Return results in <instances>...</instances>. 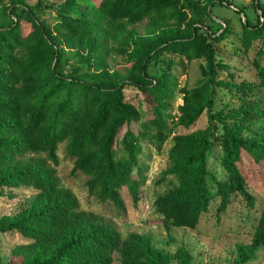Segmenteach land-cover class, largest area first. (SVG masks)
Returning <instances> with one entry per match:
<instances>
[{"label":"trees","instance_id":"16d2710c","mask_svg":"<svg viewBox=\"0 0 264 264\" xmlns=\"http://www.w3.org/2000/svg\"><path fill=\"white\" fill-rule=\"evenodd\" d=\"M256 14L250 24L242 10L238 42L242 52L264 36V8L251 0ZM226 0H62L29 5L7 0V22L0 26V197L11 190L35 193L13 215L0 216V234H17L26 242L10 249L17 264H191L192 256L178 247L170 257L155 248L146 234L122 237L109 222L80 211L74 195L56 177V150L64 144L71 160L70 175L80 173L84 188L98 202H108L121 214L120 189L133 205L145 182L139 161L140 143L159 151L170 138L166 167L156 185L162 193L152 201L164 230H194L212 200L218 217L232 198L249 209L253 197L238 163L244 155L264 162V135L252 128L264 110L246 100L254 88L264 90V69L255 59V81L235 82L228 65L216 61V45L229 27L210 18L213 6ZM209 7V9H208ZM51 11V25L37 13ZM208 20L212 25H206ZM145 21L143 34L129 26ZM176 56L199 64V79L178 87L169 69ZM119 56L124 69H108L107 59ZM164 70L151 75V65ZM226 73V79L218 77ZM126 87L151 100L150 118L124 98ZM237 94L235 108L214 110V89ZM181 103L171 115L175 94ZM206 114V126L186 133ZM217 147L223 180L207 169V156ZM213 187V191L211 188ZM8 192V193H6ZM264 253V204L246 244H236L227 264H247Z\"/></svg>","mask_w":264,"mask_h":264},{"label":"rangeland","instance_id":"374dc122","mask_svg":"<svg viewBox=\"0 0 264 264\" xmlns=\"http://www.w3.org/2000/svg\"><path fill=\"white\" fill-rule=\"evenodd\" d=\"M7 0H0V26L7 20L3 16L2 5ZM62 0H27L29 5L39 2V5L58 4ZM204 4L206 0H198ZM231 6H213L210 11V18L222 25L225 21L229 27V35L216 45V61L228 65L229 72L232 73L235 82L242 79L255 81V67L251 61L255 59L258 67L264 69V36L262 39L254 41L246 52H242L238 42L240 34V24L243 23L242 14L245 15L250 24L255 23L256 14L252 8L251 0H226ZM264 8V0H260ZM242 10V14L235 12V8ZM209 9V7H208ZM39 19L51 25L55 16L51 11L37 13ZM206 25H212L205 20ZM145 21L129 26L137 35L143 34ZM170 58L172 66L168 72L176 77L178 87L185 85L190 88L199 79L198 66L203 61H191L188 64L176 56H161L162 60ZM108 69L121 70L127 67L119 56H111L107 59ZM164 68L162 63L151 65L149 73L158 75ZM218 77L226 79V73L219 72ZM124 98L134 106H137L146 114L144 117L150 118L151 100H144L142 96L133 88L126 87L123 91ZM246 100L264 110V90L254 88L251 93H247ZM237 94L228 92L221 88L214 89V110L235 108L239 105ZM181 103L180 95L175 94L171 107L167 112L171 115L176 113V106ZM206 126V114L203 113L198 121L188 130L175 129L174 134H181ZM252 128H257L264 135V118L255 121ZM168 138L159 151H155L146 142L140 143L141 154L139 161L145 165V182L138 188L139 199L133 205L125 188L120 189V196L124 207V213H117L108 202H98L87 194L84 188L86 177L80 173L70 175L71 160L64 156V144L58 145L56 150L57 166L55 167L56 177L59 184L68 189L76 198L80 211L92 213L102 220L109 222L119 234L124 237L128 233L146 234L149 236L155 248L160 249L168 256H172L178 247L185 249L191 256V264H227L234 257V247L236 244H246L250 240L253 226L256 224L259 212L264 204V162L255 165L246 156L242 155L238 168L244 177L249 193L253 197V208L249 209L239 198H232L225 210L216 217L214 199L209 204L205 213L198 219L194 230L173 228L164 230L159 221V216L154 212L152 201L165 189L164 185H156L160 171L166 167L167 150L170 147ZM220 152L215 147L207 156L206 167L208 171L217 179L223 180L224 173L219 168L218 158ZM213 191V187L211 188ZM8 193V192H6ZM13 198L0 197V216L13 215L23 208L27 201L31 199L35 191L30 188H19L11 190ZM17 234H0V264H17L18 260L10 255V249L18 244L25 243ZM167 264H175L174 259H170ZM247 264H264V253L259 250L255 258Z\"/></svg>","mask_w":264,"mask_h":264},{"label":"water","instance_id":"95a60500","mask_svg":"<svg viewBox=\"0 0 264 264\" xmlns=\"http://www.w3.org/2000/svg\"><path fill=\"white\" fill-rule=\"evenodd\" d=\"M256 4V0H254V5Z\"/></svg>","mask_w":264,"mask_h":264}]
</instances>
